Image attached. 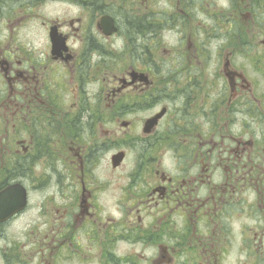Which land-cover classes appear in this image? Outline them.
Returning a JSON list of instances; mask_svg holds the SVG:
<instances>
[{
  "label": "flooded vegetation",
  "instance_id": "af4514ba",
  "mask_svg": "<svg viewBox=\"0 0 264 264\" xmlns=\"http://www.w3.org/2000/svg\"><path fill=\"white\" fill-rule=\"evenodd\" d=\"M0 264H264V0H0Z\"/></svg>",
  "mask_w": 264,
  "mask_h": 264
},
{
  "label": "water",
  "instance_id": "95a60500",
  "mask_svg": "<svg viewBox=\"0 0 264 264\" xmlns=\"http://www.w3.org/2000/svg\"><path fill=\"white\" fill-rule=\"evenodd\" d=\"M24 198V194H22L18 190L13 191L11 189H7L0 194V203H6V210L10 212V215H12L21 209L23 203L25 202ZM0 212H3V209H1V207Z\"/></svg>",
  "mask_w": 264,
  "mask_h": 264
}]
</instances>
